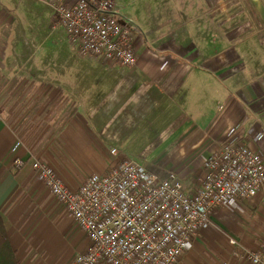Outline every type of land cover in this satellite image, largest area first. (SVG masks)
Here are the masks:
<instances>
[{"label":"crops","instance_id":"0c3cea01","mask_svg":"<svg viewBox=\"0 0 264 264\" xmlns=\"http://www.w3.org/2000/svg\"><path fill=\"white\" fill-rule=\"evenodd\" d=\"M53 1L0 0V228L4 227L19 264H68L73 255L88 244L65 205L40 181L33 163L39 161L51 167L70 191H76L92 174H102L109 169L113 163L112 149L125 154L123 145L136 143L130 138L131 132L125 130L124 84L120 83L112 91L121 113L116 107L113 120L104 117L109 102V77L107 72H93L86 63L103 58L77 56L73 49L62 47L58 41L32 37L34 32L39 35L38 32L45 30L44 23L39 21L40 16H45L41 11L44 9L36 6L37 2L43 6ZM60 1L73 5L77 0H57V3ZM10 2L14 5L12 8L7 6ZM29 2L35 6H29ZM213 14L212 20L217 21L218 9ZM50 15L49 21H45L48 31L57 25L55 13ZM262 15L264 18V13ZM257 21L259 33L255 40L263 48L259 35L263 34L264 25H261L262 18ZM135 27L137 37H146L136 23ZM183 34L181 27L169 29L148 49L138 38V43L142 44L135 71L150 84L147 93L153 102L168 104L167 108H162L168 112L173 103L191 104L183 93L188 82L194 80L202 85L203 76L215 77L209 70L220 62V49L200 54L203 50ZM193 35L201 38L198 32ZM227 36L237 39L234 30L228 31ZM67 44L71 45L69 41ZM56 54L62 55L61 60ZM56 62L62 69L54 66ZM254 62L261 64L262 61L254 59ZM28 63L30 69H27ZM200 64L208 70L199 68ZM45 67L47 69L43 70ZM259 79L263 81L256 82L257 89L253 84L250 86L253 94H257L259 88L262 96L264 75ZM133 92L134 87L129 85L127 96L132 97ZM164 111L163 114H168ZM236 111L231 107L219 117L201 116V125L186 113L184 120H180L179 124L184 121L179 132L182 139L178 159L181 160L175 163L183 168L175 173L188 193L195 194L200 189L203 162L220 146L223 132L235 119ZM134 118H129V126L134 125ZM109 125L115 127L114 131H109L111 134L107 129ZM247 125L246 118L242 122L245 134ZM135 133L133 130L132 134ZM17 141H21L22 146L12 153ZM246 143L252 151L264 152L263 142L247 138ZM16 159L24 162L20 169L15 167ZM168 173L170 171L156 174L165 177ZM263 237L264 189L257 200L235 203L214 213L210 227L193 240L178 264H250L243 254L245 250L257 249ZM231 240L237 241V245H231Z\"/></svg>","mask_w":264,"mask_h":264},{"label":"built area","instance_id":"2783aa9c","mask_svg":"<svg viewBox=\"0 0 264 264\" xmlns=\"http://www.w3.org/2000/svg\"><path fill=\"white\" fill-rule=\"evenodd\" d=\"M55 15L80 56L123 67L138 63L142 43L134 21L121 14L115 0H77L73 5L60 1ZM263 127L259 122L261 130L246 134L239 122L226 128L220 146L203 162L195 194L186 191L177 173L160 177L117 148L110 151L109 169L92 174L76 191L51 167L35 161L32 168L40 181L65 205L88 240L68 264H178L193 240L210 227L214 213L257 200L264 189V152L252 151L246 143L247 138L264 142ZM21 146L17 141L12 153ZM14 164L20 169L24 162L16 159ZM243 257L250 264H264V237Z\"/></svg>","mask_w":264,"mask_h":264},{"label":"rangeland","instance_id":"374dc122","mask_svg":"<svg viewBox=\"0 0 264 264\" xmlns=\"http://www.w3.org/2000/svg\"><path fill=\"white\" fill-rule=\"evenodd\" d=\"M24 1L27 2V0ZM115 1L121 14L133 19L135 31L136 23L145 34L146 37L138 38L146 49L155 41L161 40L169 29L181 27L184 32L183 36L187 35L189 36L188 38H192L198 48L200 47L203 50L200 54H208L217 49L221 50L219 54L220 62H217L218 64L214 65L212 70H209L213 71L215 77L206 78L203 76L202 85L191 78L193 81H189L183 91L191 104L185 105L184 102L173 103L172 110L169 112L166 110L168 114H163L165 109H162L167 108L168 104H163L164 102H162L156 105L153 102L148 95L150 93H147L150 90V84L137 74L135 67H123L103 59L86 62L90 64L93 72H107L108 74L109 89L107 99L109 102L105 106L106 113H104V117L109 120L115 118L117 110H120L119 114L121 113V106L119 103L116 104L114 102L112 91L116 86L118 88L120 83L124 84L125 93L123 92L122 112L125 130L131 132L130 138L136 142L135 144L123 145V151L126 152L125 155H129L134 161L158 174H160V171L167 173L181 170L183 166L178 164L181 160L178 159V152L181 146L180 139H182L179 137V132L182 130L181 124L184 121L180 124L179 122L184 120L185 113L188 118L201 125V116L219 117L220 114L234 107L237 110L235 113L236 117L234 116L235 119L226 128L235 122H239L242 125V122L247 118L248 130H261L259 122L264 126V95H260L259 88L257 90L258 93L253 94L254 90L251 89L250 85H255V89H257L256 82L263 81L259 77L264 75V32L259 35L262 39L260 43L263 44V48L258 46L255 40V36H258L259 33L256 27V22L259 23L257 20L262 18L261 25H264L262 15L264 13V0ZM37 3L36 6L44 9L42 10L41 8V11L45 16H40L41 20L39 21L44 23L43 28L45 30L38 32L40 33L39 35L34 32L32 37L38 40L49 38L52 41H58L60 45H63L62 47L73 49L74 54L78 56L77 48L67 44L66 35L59 25L53 26L49 31L45 25V21L47 22L51 18V12L55 13L57 0L43 6H41V3ZM30 5L35 6L32 2H29ZM7 6L12 8L11 6L14 5L10 2ZM216 9L219 11V17L217 21H213L212 19L215 17L213 13ZM29 18L32 19V16L30 15ZM32 20L35 21V18ZM232 30L237 34V39L235 40L229 39L227 36V32ZM195 32H198L201 38L193 35ZM56 55L61 60V54ZM254 59L261 60V64L252 63ZM29 66L30 63L27 64V69H30ZM54 66L57 69H62L58 62ZM198 66L208 70V67L204 66V64ZM46 69L45 67L43 70ZM115 77L118 79H114ZM115 82H117V85H115ZM129 85L134 87L132 97L127 96L126 93ZM116 107L117 110H115ZM220 108L223 109L220 110ZM131 117H135L133 126H129V118ZM254 124L255 126L253 127ZM107 129L108 132L114 131L115 127L109 125ZM133 130L136 132L135 135L132 134ZM262 130H264V127ZM213 145L215 146V143ZM176 161L178 163H175ZM174 165H177V167Z\"/></svg>","mask_w":264,"mask_h":264},{"label":"trees","instance_id":"16d2710c","mask_svg":"<svg viewBox=\"0 0 264 264\" xmlns=\"http://www.w3.org/2000/svg\"><path fill=\"white\" fill-rule=\"evenodd\" d=\"M0 264H19L17 254L9 243L4 227L0 228Z\"/></svg>","mask_w":264,"mask_h":264}]
</instances>
